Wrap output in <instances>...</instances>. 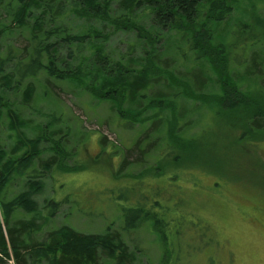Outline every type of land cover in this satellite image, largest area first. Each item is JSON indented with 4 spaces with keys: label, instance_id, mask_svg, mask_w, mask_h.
Instances as JSON below:
<instances>
[{
    "label": "trees",
    "instance_id": "obj_1",
    "mask_svg": "<svg viewBox=\"0 0 264 264\" xmlns=\"http://www.w3.org/2000/svg\"><path fill=\"white\" fill-rule=\"evenodd\" d=\"M3 8L11 22L0 19V90L3 86L17 90L26 78H34L42 85V78L46 77L56 85H75L99 101L110 102L123 129L139 127L138 142L143 145L137 142L134 147L142 155H151L153 162L136 174L124 175L134 179L125 193L135 192L141 201L136 206L135 222L125 221L123 229L136 230L152 223L157 240L162 242L156 264L182 263L179 253L183 250L181 236L185 226L199 229L196 251L211 243L204 239V227L184 218L190 203L186 192L191 188L190 195L194 196L200 183L197 171L211 173L205 160L197 162L194 158L208 148L202 136L205 128L199 122L208 110L222 111L231 98L233 107H240L247 118L243 134L264 139V95L254 94H264V0H0V16ZM143 10L147 14L144 11L139 19L151 18L149 25L134 19ZM117 11L122 14L114 15ZM67 14L100 26L91 24L86 30H77L66 21ZM109 23L115 24L118 31L136 34L140 57L125 61L108 51L112 33L106 32L105 25ZM14 26L29 30V44L5 50L3 40L12 34ZM169 43L173 50L168 48ZM238 49L246 56L243 61L235 56ZM179 54L185 69L179 68L178 73L175 65ZM166 55L173 59L168 61ZM232 58L245 65L243 72L232 70ZM23 61H29L28 73L24 74ZM206 89L211 92L203 93ZM35 93L36 87L29 81L24 90L25 101H30ZM189 99L197 107L192 111L186 107V113H181V102ZM3 107L15 139L11 150L0 146V264H9L11 259L16 264H141V248L131 247L121 232L109 226L102 233H84L62 225L44 240L33 237L42 228L39 220H43V225L51 220L37 215L39 202L35 197L43 192L44 181L39 177L26 179L24 191L9 199L5 192L17 176L23 177L41 158L47 148L43 144L50 140L48 134L62 133V129L55 127L54 115L38 134L29 136L24 130L27 121L1 94L0 126ZM198 111H203L199 119L185 121L187 113ZM196 127L199 131L192 133ZM71 133L70 127L68 134ZM105 140L102 135L101 141ZM51 151L43 164L46 171L52 170L57 161L62 171L81 169L77 165L62 167L71 155L62 143H54ZM144 157H138L136 163ZM126 165L127 157L114 177ZM182 169L186 172L181 174ZM146 178L153 180L152 193L146 191ZM17 209L35 216L18 220V227L13 228L12 217ZM123 217L128 218L126 214ZM171 227L176 232L174 239L168 240L165 231ZM189 240L187 248L195 247V240Z\"/></svg>",
    "mask_w": 264,
    "mask_h": 264
},
{
    "label": "rangeland",
    "instance_id": "obj_2",
    "mask_svg": "<svg viewBox=\"0 0 264 264\" xmlns=\"http://www.w3.org/2000/svg\"><path fill=\"white\" fill-rule=\"evenodd\" d=\"M144 11L137 12L134 19L149 25L151 18L145 16L143 21L139 19L144 16ZM121 12L117 11L114 15H120ZM145 12L147 14V11ZM65 18L77 30H86L91 24L100 26L98 22L78 18L74 14H67ZM0 19L5 23L11 22V17L4 8L1 10ZM105 30L112 33L107 49L116 59L122 57L127 61L141 56L140 42L134 32L118 31L112 23L106 24ZM29 34L28 29L14 26L12 34L3 40L4 49L9 46L18 49L26 47L29 44ZM232 39L235 40L236 36H232ZM160 45L161 43L158 44ZM167 46L173 50L171 43ZM86 47L90 48V45ZM85 53L88 54V51ZM237 53L235 56L240 60L246 58L240 49ZM167 59L171 61L173 58ZM182 59L180 54L179 58H176L178 62L175 69L178 73L179 68L185 69ZM231 63L235 73L244 71L245 65L242 62L232 58ZM27 64L29 61H23V74L28 73ZM7 69L9 70V67ZM200 78L204 80L203 76ZM47 80L43 77L41 85L40 81L34 78H26L20 82L17 90L5 89V86L0 90L5 102L27 121L28 126L24 130L29 136L38 134L40 128L51 123L54 115H57L55 127L62 129V133H55L53 136L47 132L50 140L44 142L43 145L47 148L41 158L36 160L32 169L23 177L17 176L9 184L5 192L6 198H12L24 191L26 179L39 177L44 181L45 187L43 192L35 197L39 202L37 215L51 220L47 225H43V220H39L42 228L33 235L36 240H44L50 231L62 225L71 226L84 233H102L109 226L113 231L121 232L131 247L141 248V264H156L161 257L162 242L157 240L158 233L154 232L152 223L147 222L148 225L137 227L139 229L136 230L123 229L125 221L135 222L136 206L141 201L135 192L125 193L126 187L132 185L134 179L124 175L126 172L136 174L153 162L151 155H146V152L142 155L134 147L135 143L143 145L138 142L139 127L123 129L118 122L117 112L111 109L110 102L99 101L75 85H56L54 80ZM29 81L34 83L36 93L30 101H25L24 90ZM210 90L202 92L209 93ZM254 94L264 95L262 92ZM177 104L179 105V102ZM233 104L234 100L229 98L222 111L208 110L199 122L201 127L205 128L202 136L208 148L204 154L194 158L197 162L205 160L211 173L197 171L200 183L194 196L190 195L191 188L186 192L190 203L184 218L186 222H198L200 227H204V239L212 242L205 244L202 250L196 251L199 229L191 228V225L185 226L181 236L183 250L179 253L181 264H264V139H257L251 133L243 134L244 126L248 124L247 118L243 117V110L233 107ZM197 105L190 99L181 102L180 112L186 113V107L192 111ZM2 111L4 116L0 126V146L11 150L15 137L9 129L10 119L6 107H3ZM247 112L249 113L246 111V114ZM192 113H187L185 121L199 119L203 111ZM70 127L73 134H68ZM53 130L52 128L50 131ZM198 131L199 128L196 127L192 133ZM102 135L106 137L104 143L101 141ZM57 142L62 143L64 148L71 152L62 167L77 165L81 167L79 171H62L57 165L58 161L50 171L43 168L45 161L52 155L53 144ZM125 157L127 165L121 170V174L114 177ZM138 157L145 159H141L138 164ZM184 172L186 171L182 169L181 174ZM183 180H180L181 184ZM144 181L146 191L152 193L150 184L153 180L146 178ZM46 202L48 204L45 207ZM125 214L128 218L123 217ZM34 216L33 213L17 209L13 213L11 226L18 227V224H15L18 220H31ZM175 232L174 227L165 231L168 240L174 239ZM190 238L195 240V247L187 248L186 242H191ZM9 264L16 262L11 259Z\"/></svg>",
    "mask_w": 264,
    "mask_h": 264
}]
</instances>
